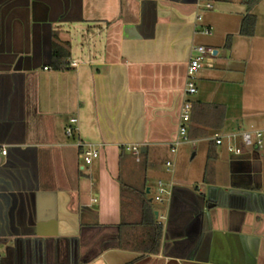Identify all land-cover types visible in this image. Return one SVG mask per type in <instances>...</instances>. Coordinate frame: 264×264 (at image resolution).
<instances>
[{"label":"crops","instance_id":"0c3cea01","mask_svg":"<svg viewBox=\"0 0 264 264\" xmlns=\"http://www.w3.org/2000/svg\"><path fill=\"white\" fill-rule=\"evenodd\" d=\"M260 1L0 0V264H264V146L235 155L216 145L200 185L174 179L166 215L155 216L157 253L143 249L141 222L147 180L174 166L192 46L211 52L187 98L219 105L223 122L190 119L187 140L206 138L208 152L202 129L240 131ZM248 12L255 31L244 36ZM53 30L70 43L69 69L51 68ZM79 140L99 149L90 164ZM120 144H140L141 160Z\"/></svg>","mask_w":264,"mask_h":264},{"label":"rangeland","instance_id":"374dc122","mask_svg":"<svg viewBox=\"0 0 264 264\" xmlns=\"http://www.w3.org/2000/svg\"><path fill=\"white\" fill-rule=\"evenodd\" d=\"M212 5L216 6L217 1H214ZM253 12L256 14L258 20L257 32L254 37L256 45L251 56L250 54H247L249 58H247L246 60V75L247 77L250 76V82L248 84L246 80L245 83V85L247 84V86L249 87V92L247 93L246 100L251 102L252 108L249 111L245 110L244 113H246V116H244V123L240 124V131H252L254 129L261 128L256 126V121L259 118L256 115V112L258 110L264 111V0H261L255 6ZM220 19L217 20L222 24V21ZM213 26L215 27L212 33L215 34L217 32V29L219 30V27H221L222 25H218L217 27V25L213 23ZM221 50L225 53L227 52L226 48L222 47ZM221 50L219 51V54H217L216 57L223 56ZM242 51L243 48L240 46L236 49L235 52L236 54L240 55L242 54ZM214 62H216V60H214ZM206 64L207 60L202 63V67L206 66ZM241 66L244 67L245 65L236 64L234 62L229 68L238 69L239 67L241 68ZM201 68L198 69L196 73L201 70ZM225 132L230 131L223 130L219 133L225 134ZM213 134V131L209 132L206 137L210 139L212 138ZM207 143L208 140L206 138L201 140L190 139L181 141V143L177 146L176 151L173 153L172 157H170L172 162H174L175 160L174 166L171 167V171L167 172L164 166L160 169L159 172L149 177L146 183V188L149 187V192H146V195L149 199H152L151 205L154 210L159 212V215H166L169 195L167 193L162 194L161 201L155 199V196L159 194L158 182L161 181L163 187L169 191L172 188V181H174V179L183 180L186 177L188 178V181L191 183V185H200L202 183L201 179L203 175V169L207 160ZM219 147H221V145ZM159 220L164 222V220L161 218Z\"/></svg>","mask_w":264,"mask_h":264},{"label":"built area","instance_id":"2783aa9c","mask_svg":"<svg viewBox=\"0 0 264 264\" xmlns=\"http://www.w3.org/2000/svg\"><path fill=\"white\" fill-rule=\"evenodd\" d=\"M212 2L205 1L203 7L206 9L212 8ZM200 19V15L197 16ZM213 27L208 26L203 29L205 34H209L212 31ZM211 50L206 48L203 45L197 44L192 46L190 51V56L187 64L186 71V84L184 89L185 97L182 101L180 119L178 125V136L172 142L170 151L175 152L177 146L183 140H187V131L188 124L190 122V111H191V100L187 96L194 94L197 91L195 85L196 71L202 67V63L206 60L207 56L210 54ZM71 65H76V61H71ZM77 123V117L70 118V125L65 128V133L67 135H72L74 129L72 124ZM212 140L215 145H226V148L229 152L235 155H241L246 151V149L261 148L264 146V130L257 129L252 131L242 130L237 132L221 134L219 132H214ZM77 146L82 150L80 156H82L86 164H90L93 159L99 156V149L96 148L94 144L78 141ZM119 149L121 152L130 153L136 161L141 160L142 151L140 144H120ZM7 148L0 144V155H6ZM166 165L169 167L171 165L170 161L166 162ZM158 195L155 196L156 200L161 201L162 194H170V191L165 189L162 185V182H158Z\"/></svg>","mask_w":264,"mask_h":264},{"label":"trees","instance_id":"16d2710c","mask_svg":"<svg viewBox=\"0 0 264 264\" xmlns=\"http://www.w3.org/2000/svg\"><path fill=\"white\" fill-rule=\"evenodd\" d=\"M247 6L252 7L258 0H245ZM256 24V17L252 13H247L243 16L239 33L244 36H251L254 34ZM53 45H52V61L51 68L53 70L62 71L69 69L70 65V43L69 41H59L57 38V33L53 30ZM231 35L226 37L225 47H229L231 44ZM190 119L193 123L203 126L210 127L212 130H217L221 128L223 122V113L220 110L214 112L216 108H220L219 105L202 103L199 101L191 102ZM221 109V108H220ZM220 114V115H219ZM209 130L202 129L200 131V136H206ZM207 152V166L214 158V146L215 143L212 141ZM141 222L142 226L146 229V238L143 240L145 244L143 249L148 253H157L160 244V236L162 233V225L157 221L155 217V210L151 205L150 200H144L141 205ZM126 225L122 223L120 227ZM144 238V237H143Z\"/></svg>","mask_w":264,"mask_h":264},{"label":"water","instance_id":"95a60500","mask_svg":"<svg viewBox=\"0 0 264 264\" xmlns=\"http://www.w3.org/2000/svg\"><path fill=\"white\" fill-rule=\"evenodd\" d=\"M155 216L157 217V211H155Z\"/></svg>","mask_w":264,"mask_h":264}]
</instances>
